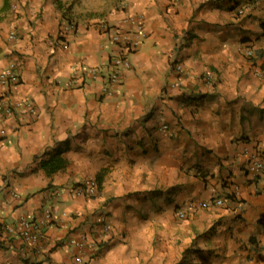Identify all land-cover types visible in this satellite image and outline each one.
<instances>
[{
	"label": "crops",
	"instance_id": "crops-1",
	"mask_svg": "<svg viewBox=\"0 0 264 264\" xmlns=\"http://www.w3.org/2000/svg\"><path fill=\"white\" fill-rule=\"evenodd\" d=\"M103 22L145 27L113 83ZM11 62L8 92L36 109L0 136V264H264L247 157L264 153V0H0V72ZM91 178L98 192L76 194Z\"/></svg>",
	"mask_w": 264,
	"mask_h": 264
},
{
	"label": "built area",
	"instance_id": "built-area-1",
	"mask_svg": "<svg viewBox=\"0 0 264 264\" xmlns=\"http://www.w3.org/2000/svg\"><path fill=\"white\" fill-rule=\"evenodd\" d=\"M243 11V9H241ZM74 25L69 23V25H65L63 29V33L65 30H71ZM101 28L107 33V37L109 42L112 44V47L115 48L116 52L113 55V65L112 69L109 73V81L111 83L116 82L118 79V69L119 67H130V63L128 62L125 53H130L137 49L140 46L144 38L146 37L145 34V27L143 23H140L136 30L132 32L129 30H120L117 27H114L111 31V27L106 22L101 23ZM176 69L182 71L181 64L176 63ZM18 64L17 62H11L8 67L0 72V85L6 87L7 90L2 93L0 96V136L4 137L6 135V123L10 117H14L17 112H21V115L24 116L23 110L21 108L27 109L29 114L35 112V105L33 100L31 99H14L8 92L11 89L12 85H15L19 81V74H18ZM109 93H112L111 89L107 90ZM19 115V116H21ZM166 128V125L164 126ZM248 157V171L249 175L252 179L256 181L257 188H261L264 190V186L261 185L259 179L261 175L264 173V153L259 149L249 150L247 152ZM76 194L80 195H95L98 192V181L97 179L91 178L90 180L86 181L84 185L78 186L75 190ZM225 199L218 197L212 199V202L208 200L202 201L201 203L195 205L191 203L189 209L192 207H209L211 205H222L224 204ZM48 217H52V213L47 211ZM180 217H186V212L183 209L178 211ZM20 233L23 239L26 242L31 244H37L40 242L45 233L41 226L37 223H34L32 220H29L26 217H22L19 223L17 224ZM13 230V229H12ZM76 246L80 249L83 248L85 245V237H82L81 240H74ZM81 252V251H80ZM76 261L78 263L84 262V256L82 254H78L76 257Z\"/></svg>",
	"mask_w": 264,
	"mask_h": 264
},
{
	"label": "trees",
	"instance_id": "trees-1",
	"mask_svg": "<svg viewBox=\"0 0 264 264\" xmlns=\"http://www.w3.org/2000/svg\"><path fill=\"white\" fill-rule=\"evenodd\" d=\"M5 1V5H7ZM67 164L66 158L61 154L52 155L47 160H43L41 163L42 168H44L48 173H53L63 169Z\"/></svg>",
	"mask_w": 264,
	"mask_h": 264
},
{
	"label": "rangeland",
	"instance_id": "rangeland-1",
	"mask_svg": "<svg viewBox=\"0 0 264 264\" xmlns=\"http://www.w3.org/2000/svg\"><path fill=\"white\" fill-rule=\"evenodd\" d=\"M74 30V26H73V28H71V30H69L68 32H72ZM215 198H218V196H214V198H212V197H209L207 200L209 201V202H212V199H215ZM221 198H223V197H221ZM224 199H226V197L224 198ZM227 200H225V202H226ZM197 203L198 202H200V201H196ZM224 202V203H225ZM197 203H195V205H197ZM183 210H185V212L187 213L188 211H189V206L188 205H185L184 206V208H183Z\"/></svg>",
	"mask_w": 264,
	"mask_h": 264
}]
</instances>
